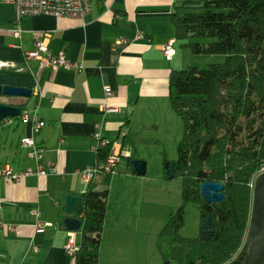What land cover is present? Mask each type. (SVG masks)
<instances>
[{"label":"crops","instance_id":"0c3cea01","mask_svg":"<svg viewBox=\"0 0 264 264\" xmlns=\"http://www.w3.org/2000/svg\"><path fill=\"white\" fill-rule=\"evenodd\" d=\"M176 3L177 0H92L84 20L51 15L22 17L20 26L24 32L18 39L12 32L13 8L0 0V60L15 63V67L0 69V84L31 89L37 86L41 97H31L44 121L36 132L30 122L19 118L9 125L0 124V165L14 171L34 167L27 150L19 144L21 137L32 135L44 149V166L48 171L54 168L46 175L28 176L18 182L0 177V264H75L74 256L64 251L71 232L63 226L64 196L81 195L91 182L100 181L96 176L85 184L76 174L97 164L95 133L115 142L120 157L125 151L128 160L141 159L131 152L130 155L129 149L169 101V74L182 63L171 20ZM31 33H49V49L53 53L63 50L69 60L82 64V70L75 73L53 69L41 66L35 58L27 59L26 53L33 49ZM139 33L141 37H137ZM119 39L128 42L113 50ZM170 39H175L174 54L167 59L161 48ZM105 85L114 91L106 102L118 108L116 112L100 108L105 102ZM3 100L22 104V109L28 110L24 105L29 98ZM148 119L150 124H146ZM121 193L120 207H108L103 223L99 264H136L130 259V251H126L132 246L126 236L133 230L131 223L138 225L129 213L136 214L138 200L129 207L125 192ZM37 222L51 225L39 231ZM81 235H76L79 245Z\"/></svg>","mask_w":264,"mask_h":264},{"label":"trees","instance_id":"16d2710c","mask_svg":"<svg viewBox=\"0 0 264 264\" xmlns=\"http://www.w3.org/2000/svg\"><path fill=\"white\" fill-rule=\"evenodd\" d=\"M171 17L176 40L193 53L223 54L207 68L188 66L169 74V101L182 121L174 176L181 179L182 204L166 222L164 264H239L252 204V182L264 168V0H177ZM212 39L208 43L192 39ZM105 151L97 153L102 163ZM131 160V159H130ZM91 182L76 206L88 222L75 264H99V246L108 212L110 175ZM204 181L223 185L225 199L208 204ZM103 187V188H101ZM194 202L201 220L213 227L197 238L178 234L183 207Z\"/></svg>","mask_w":264,"mask_h":264},{"label":"rangeland","instance_id":"374dc122","mask_svg":"<svg viewBox=\"0 0 264 264\" xmlns=\"http://www.w3.org/2000/svg\"><path fill=\"white\" fill-rule=\"evenodd\" d=\"M211 41L212 39L200 38L192 39L190 42L208 43ZM175 47L179 49V57L182 59L178 69L188 66L207 68L210 64L222 62L225 58L223 54L193 53L191 48L181 46L179 42ZM24 107L28 110L34 107V99L31 96ZM155 115L156 118L152 121L153 123L148 119L146 124H151L146 125L140 131V135L136 133L137 141L134 147L128 146V149L131 148L129 149L130 155L132 153L133 157L141 158L146 162L145 175H132L130 160L127 159L125 151H123L119 158L122 160L118 162L115 172L110 175L108 185V207L110 209L114 210L115 206L120 207L119 194H122V191L126 194L123 193L127 198L126 203L129 207L134 206L138 200L136 214L133 211L129 212L138 225L134 226V223H131L133 230L126 236V242L132 245L126 251H130V259L136 264L139 262L164 264L162 253L168 251L171 236L168 234L160 235V233L168 218L182 204L181 179L179 176L169 178L165 168L166 163H175L178 159L182 121L172 109L170 101H167ZM87 224L88 222L84 220L81 228L76 231L77 236L83 234ZM200 233V211L194 202L189 201L183 207V224L178 234L185 238H197ZM170 264H178V262L171 260Z\"/></svg>","mask_w":264,"mask_h":264},{"label":"built area","instance_id":"2783aa9c","mask_svg":"<svg viewBox=\"0 0 264 264\" xmlns=\"http://www.w3.org/2000/svg\"><path fill=\"white\" fill-rule=\"evenodd\" d=\"M4 3L12 6L14 11V27L12 29L15 38L21 39L24 30L20 26V20L24 16L35 15H51L55 17H69L79 20H84L90 13L92 8V0H3ZM33 39V49L26 53V58H35L39 60L41 66H50L53 69L62 68L65 70L78 73L83 66L77 61L69 60L63 50L53 53L48 47L49 33H31ZM137 37H141L139 33ZM127 39H119L113 45L115 46L126 44ZM175 39H170L162 45V52L167 59H170L174 54ZM15 67V63L11 61L0 60V69ZM105 102L101 104V109L106 112H116L118 108L110 106L106 101L108 98L114 96V91L109 86H104ZM31 95L37 98L41 97V92L37 86L31 89ZM38 104L31 111L21 109V112L16 117H5L0 120V124L9 125L14 119L19 118L22 121H28L31 124L33 132L38 131L44 126V121L39 118L37 114ZM96 145L94 147L96 153L105 151V158L102 164H95L85 167L82 170L76 171L80 180L83 183H90L94 177L98 175H111L115 172V168L119 162V152L116 150V143L100 136L99 133L94 135ZM19 144L22 148L27 150L30 159L34 161V167H27L20 171L12 170L8 165H0V177H4L14 182H18L28 176H41L54 171V168L47 170L43 163L44 149L40 147L32 135H26L20 138ZM264 171V168L260 172ZM259 172V173H260ZM253 188V182L251 184ZM50 223L37 222L35 227L41 231L44 227L50 226ZM80 245L77 243L76 232L71 231L67 235L64 243V251L74 256L79 250Z\"/></svg>","mask_w":264,"mask_h":264},{"label":"water","instance_id":"95a60500","mask_svg":"<svg viewBox=\"0 0 264 264\" xmlns=\"http://www.w3.org/2000/svg\"><path fill=\"white\" fill-rule=\"evenodd\" d=\"M31 88L10 84H0V120L5 117H16L22 109V104H11L3 99L18 97L28 99ZM130 163L135 174L143 176L146 173V162L142 159H131ZM169 178L174 176V163L165 164ZM251 213L245 238L240 249L239 264H264V171L258 173L253 180ZM202 198L208 204H216L225 199L223 185L219 182L204 181L199 184ZM81 196L67 193L64 196L63 206L66 217L63 226L68 231H78L82 220L76 217V206L81 203ZM213 227L211 218L201 220V231Z\"/></svg>","mask_w":264,"mask_h":264}]
</instances>
